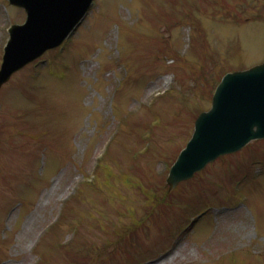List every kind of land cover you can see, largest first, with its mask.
<instances>
[{
    "label": "rangeland",
    "instance_id": "1",
    "mask_svg": "<svg viewBox=\"0 0 264 264\" xmlns=\"http://www.w3.org/2000/svg\"><path fill=\"white\" fill-rule=\"evenodd\" d=\"M25 18L0 0V66ZM263 61L264 0H95L0 89V264H264V140L165 184L221 77Z\"/></svg>",
    "mask_w": 264,
    "mask_h": 264
},
{
    "label": "water",
    "instance_id": "2",
    "mask_svg": "<svg viewBox=\"0 0 264 264\" xmlns=\"http://www.w3.org/2000/svg\"><path fill=\"white\" fill-rule=\"evenodd\" d=\"M24 9L27 22L13 28L0 71V88L10 77L44 51L61 45L86 15L92 0H8ZM264 139V63L226 76L212 98L211 110L201 114L194 133L173 167L166 184H178L217 158L239 152Z\"/></svg>",
    "mask_w": 264,
    "mask_h": 264
},
{
    "label": "bare ground",
    "instance_id": "3",
    "mask_svg": "<svg viewBox=\"0 0 264 264\" xmlns=\"http://www.w3.org/2000/svg\"><path fill=\"white\" fill-rule=\"evenodd\" d=\"M179 254L177 253V254H174L169 260H167V262L168 261H173V260H175V258L178 256Z\"/></svg>",
    "mask_w": 264,
    "mask_h": 264
}]
</instances>
